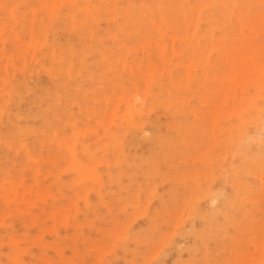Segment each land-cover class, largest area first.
<instances>
[{
	"label": "rangeland",
	"instance_id": "374dc122",
	"mask_svg": "<svg viewBox=\"0 0 264 264\" xmlns=\"http://www.w3.org/2000/svg\"><path fill=\"white\" fill-rule=\"evenodd\" d=\"M237 263L264 264V0H0V264Z\"/></svg>",
	"mask_w": 264,
	"mask_h": 264
},
{
	"label": "bare ground",
	"instance_id": "6f19581e",
	"mask_svg": "<svg viewBox=\"0 0 264 264\" xmlns=\"http://www.w3.org/2000/svg\"><path fill=\"white\" fill-rule=\"evenodd\" d=\"M246 156V155H245ZM255 161V160H254ZM257 164V163H256ZM260 180H261V178H260ZM262 182V181H261ZM246 188V187H245ZM247 189V188H246ZM223 195V194H222ZM257 196V195H256ZM190 214H192V213H190ZM180 215V214H179ZM172 233V232H171ZM122 236V235H121ZM121 239H122V237H121ZM241 258V257H240ZM239 258V259H240ZM242 259V258H241ZM237 260V259H236ZM239 261V260H238ZM243 261V260H242ZM244 262V261H243ZM238 264V263H237ZM251 264V263H250Z\"/></svg>",
	"mask_w": 264,
	"mask_h": 264
}]
</instances>
